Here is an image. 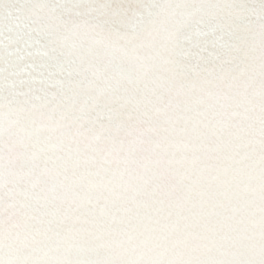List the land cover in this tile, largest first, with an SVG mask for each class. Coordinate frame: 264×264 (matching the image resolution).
Returning a JSON list of instances; mask_svg holds the SVG:
<instances>
[{
  "label": "snow or ice",
  "instance_id": "snow-or-ice-1",
  "mask_svg": "<svg viewBox=\"0 0 264 264\" xmlns=\"http://www.w3.org/2000/svg\"><path fill=\"white\" fill-rule=\"evenodd\" d=\"M0 264H264V0H0Z\"/></svg>",
  "mask_w": 264,
  "mask_h": 264
}]
</instances>
